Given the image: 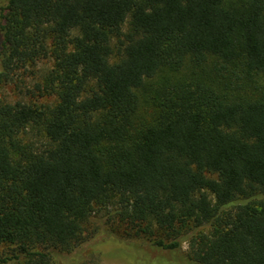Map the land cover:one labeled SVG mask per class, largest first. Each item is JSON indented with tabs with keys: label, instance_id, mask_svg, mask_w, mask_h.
<instances>
[{
	"label": "trees",
	"instance_id": "obj_1",
	"mask_svg": "<svg viewBox=\"0 0 264 264\" xmlns=\"http://www.w3.org/2000/svg\"><path fill=\"white\" fill-rule=\"evenodd\" d=\"M42 60L52 104L0 98V264H63L91 217L264 264V0H7L0 83Z\"/></svg>",
	"mask_w": 264,
	"mask_h": 264
},
{
	"label": "rangeland",
	"instance_id": "obj_2",
	"mask_svg": "<svg viewBox=\"0 0 264 264\" xmlns=\"http://www.w3.org/2000/svg\"><path fill=\"white\" fill-rule=\"evenodd\" d=\"M7 0H0V6H4ZM128 27V20L123 24V31ZM112 46L116 48V39H112ZM51 61L42 60L33 65L29 71L21 77L7 82L0 83V98L26 102H45L52 104L55 101L53 96H31L26 91V86H32L34 80L39 79L50 66ZM251 84L264 82L263 78ZM251 86H246L244 93H251ZM35 129H29L26 134L28 138H39ZM40 139V138H39ZM38 139V140H39ZM84 236L80 243L74 245L70 252L61 256L63 264H192L180 254L170 253L168 256L148 254L147 248L150 239L145 237L134 238L125 237L118 231L111 230L103 223L102 219L91 217L84 225ZM187 243L182 242L180 251H186ZM55 249H52L53 255ZM14 246L5 242L0 243V256L11 255ZM134 259V261H132Z\"/></svg>",
	"mask_w": 264,
	"mask_h": 264
}]
</instances>
